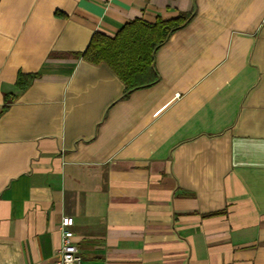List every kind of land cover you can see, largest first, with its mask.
<instances>
[{
    "label": "crops",
    "instance_id": "1",
    "mask_svg": "<svg viewBox=\"0 0 264 264\" xmlns=\"http://www.w3.org/2000/svg\"><path fill=\"white\" fill-rule=\"evenodd\" d=\"M182 12L153 86L83 57ZM64 216L82 264H264V0H0V264H55Z\"/></svg>",
    "mask_w": 264,
    "mask_h": 264
},
{
    "label": "trees",
    "instance_id": "2",
    "mask_svg": "<svg viewBox=\"0 0 264 264\" xmlns=\"http://www.w3.org/2000/svg\"><path fill=\"white\" fill-rule=\"evenodd\" d=\"M193 16V12H182L171 18L158 16L153 22L137 18L125 24L114 36L97 30L83 57L91 63L107 64L124 82L125 96H128L160 80L156 68L158 49L174 32L185 27ZM34 77V73L20 71L16 79L17 87L27 88Z\"/></svg>",
    "mask_w": 264,
    "mask_h": 264
},
{
    "label": "built area",
    "instance_id": "3",
    "mask_svg": "<svg viewBox=\"0 0 264 264\" xmlns=\"http://www.w3.org/2000/svg\"><path fill=\"white\" fill-rule=\"evenodd\" d=\"M73 225L74 218L72 216H64L61 219V247L55 264H82L80 249L72 229Z\"/></svg>",
    "mask_w": 264,
    "mask_h": 264
}]
</instances>
